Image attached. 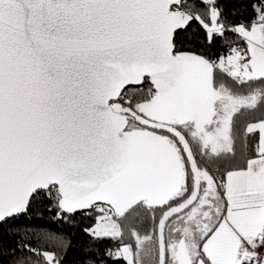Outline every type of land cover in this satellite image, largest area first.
<instances>
[{
  "label": "snow or ice",
  "instance_id": "snow-or-ice-1",
  "mask_svg": "<svg viewBox=\"0 0 264 264\" xmlns=\"http://www.w3.org/2000/svg\"><path fill=\"white\" fill-rule=\"evenodd\" d=\"M83 221L81 264H264V0H0V264Z\"/></svg>",
  "mask_w": 264,
  "mask_h": 264
},
{
  "label": "trees",
  "instance_id": "trees-1",
  "mask_svg": "<svg viewBox=\"0 0 264 264\" xmlns=\"http://www.w3.org/2000/svg\"><path fill=\"white\" fill-rule=\"evenodd\" d=\"M87 221L81 222L80 228L77 229H65L69 233V239L71 240V246L68 249L67 256L65 258V264H81L82 258L85 257L84 248L87 245L88 237L81 230L84 226L87 225ZM53 228L57 226L52 225ZM74 232V234H72ZM110 242H104L100 244V250L103 252L106 245ZM109 264H113L112 261H109Z\"/></svg>",
  "mask_w": 264,
  "mask_h": 264
}]
</instances>
